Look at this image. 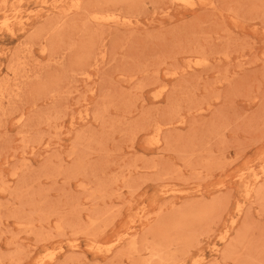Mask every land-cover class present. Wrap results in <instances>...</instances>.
I'll return each mask as SVG.
<instances>
[{"label": "rangeland", "instance_id": "1", "mask_svg": "<svg viewBox=\"0 0 264 264\" xmlns=\"http://www.w3.org/2000/svg\"><path fill=\"white\" fill-rule=\"evenodd\" d=\"M0 264H264V0H0Z\"/></svg>", "mask_w": 264, "mask_h": 264}]
</instances>
